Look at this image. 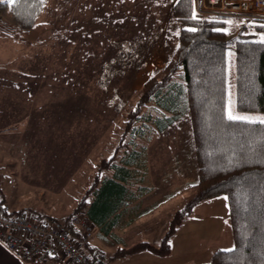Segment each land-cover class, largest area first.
Wrapping results in <instances>:
<instances>
[{
	"label": "rangeland",
	"instance_id": "1",
	"mask_svg": "<svg viewBox=\"0 0 264 264\" xmlns=\"http://www.w3.org/2000/svg\"><path fill=\"white\" fill-rule=\"evenodd\" d=\"M178 1L47 0L30 32L0 20V188L9 204L23 213L32 210L47 220L65 221L97 176L113 175L134 151L144 155L146 168L133 167L142 182H133L131 190L150 188L152 204L175 198L153 214L154 225L191 199L199 179L189 113L177 118L150 103L144 115L177 120L161 132L166 120L150 124L143 119L136 124L140 129L123 137L128 113L144 86L178 46L180 25L172 13ZM233 22L228 32L237 31L239 22ZM248 34L259 41L264 32L252 26ZM229 52L227 103L231 99L237 114L264 116L237 110L234 51ZM184 84L179 71L171 88L178 91ZM110 158L115 166L101 170V162ZM140 161L136 158V165ZM94 197L91 193L86 201ZM86 213L78 215L89 220ZM166 229L151 234L148 242L160 246ZM177 234L170 256L124 257L120 264L140 256H153L156 264L179 257L184 264L209 263L216 251L234 247L227 200L198 204Z\"/></svg>",
	"mask_w": 264,
	"mask_h": 264
},
{
	"label": "trees",
	"instance_id": "2",
	"mask_svg": "<svg viewBox=\"0 0 264 264\" xmlns=\"http://www.w3.org/2000/svg\"><path fill=\"white\" fill-rule=\"evenodd\" d=\"M46 6L47 0H13L11 5L2 0L0 20L30 32L35 29ZM192 11V0H179L174 6L173 19L180 25L178 46L164 69L144 86L128 113L123 137L140 129L136 127L140 120L150 124L166 120L161 127L164 132L179 114L189 113L198 167L196 191L173 216L160 246L141 242L129 249L118 250L111 260L144 251L163 258L170 256L172 238L195 207L202 202L228 197L233 248L236 250H218L207 264H264V148L261 147L264 146V125L231 123L224 117L229 49L234 51L237 110L264 112V44L253 34L245 35L252 26L257 32H264L261 26L264 21L238 23L237 31L231 33L216 30L228 29L229 24L224 21L229 19L197 16V20H192ZM191 27L197 31H187ZM179 71L185 84L176 91L171 86ZM150 103L177 118L163 115L153 119L151 115H144L143 108ZM133 155L139 154L134 151ZM132 156L124 157L125 162L122 158V166L115 167V177L107 179L98 189L99 174L88 191L87 197L93 193L94 199L91 203L86 201L87 197L83 199L74 214L65 220L86 211L91 222L103 227L102 224L127 201L129 188L137 177L133 167L146 168L142 158L136 165ZM101 166L103 171L111 169L115 166L113 158L103 160ZM5 203L7 199L0 188L1 217L25 212L12 211L7 215L3 210ZM92 257L96 262L98 257Z\"/></svg>",
	"mask_w": 264,
	"mask_h": 264
},
{
	"label": "built area",
	"instance_id": "3",
	"mask_svg": "<svg viewBox=\"0 0 264 264\" xmlns=\"http://www.w3.org/2000/svg\"><path fill=\"white\" fill-rule=\"evenodd\" d=\"M202 18H225L239 23L264 21V0H193ZM4 213L11 208L5 205ZM95 227L85 216L69 220L36 219L26 213L0 216V242L23 263L51 261L98 264L86 253Z\"/></svg>",
	"mask_w": 264,
	"mask_h": 264
},
{
	"label": "crops",
	"instance_id": "4",
	"mask_svg": "<svg viewBox=\"0 0 264 264\" xmlns=\"http://www.w3.org/2000/svg\"><path fill=\"white\" fill-rule=\"evenodd\" d=\"M144 154V152L142 151ZM142 154L140 156L133 155L132 159H136L138 157L143 159ZM123 161L125 162L124 158ZM122 163V160H121ZM122 166V164H121ZM116 167V166H115ZM108 170V169H107ZM114 174L116 173V169L114 170ZM111 175L108 176V174L104 176H100L101 180L99 181L98 189L101 188L102 184L107 179H112L115 176ZM142 178H137V180H134V183H141ZM130 194L127 198V201L119 208L117 211L111 215L106 222H104L102 225L103 227L94 224L93 222H90L95 227V234L94 239L92 242L87 246L86 253L89 256L96 255L98 259H102L103 261H100V259H97L98 264H120L121 258H118L114 261L111 260L112 256L120 249H129L132 246L136 245L137 242H148V237H151V234L161 233L166 230H168L169 223L171 222V219L174 216L173 209L169 212V214L166 216V219L157 225H154L153 221L151 220L153 217V214L156 213L159 209H161L167 202H170V200H173L172 196H165L164 198H158L155 200L156 204H152L153 198H148L149 189L143 188L140 186L138 188L139 192H134L131 190V187L129 188ZM148 192V193H147ZM161 200V201H160ZM91 203V202H90ZM7 204L12 211H20L21 209H17L19 207L12 206L8 202ZM14 207V208H13ZM178 210H176L177 212ZM29 215L35 217L36 219H45V215H38L32 210H27ZM87 214V213H86ZM88 216V214H87ZM163 220V219H162ZM162 229V230H161ZM159 235V234H158ZM178 234L176 233L174 237L171 240L172 243V253H173V245L174 242L178 239ZM161 236V234H160ZM163 237V236H162ZM163 239V238H162ZM161 239V241H162ZM141 240V241H138ZM161 241L159 243H161ZM157 243L156 245H158ZM134 244V245H133ZM160 245V244H159ZM171 253V254H172ZM139 255H151L150 252L144 251L140 252L138 254H132L127 255L125 257H139ZM108 257V258H107ZM153 258V256H150ZM152 258H149V256H140V258L130 261L126 264H145L147 261H152L150 264H156V262H153ZM92 259H94L92 257ZM154 259V258H153ZM111 260V261H110ZM95 261V260H94ZM155 261V260H154ZM185 259L182 257H179L175 260H171L168 262V264H184ZM0 264H25L23 263L18 257H16L14 254H12L1 242H0ZM29 264V263H28ZM30 264H59L51 261H44L41 263H30ZM61 264H69V262L64 261ZM161 264V262H160Z\"/></svg>",
	"mask_w": 264,
	"mask_h": 264
},
{
	"label": "snow or ice",
	"instance_id": "5",
	"mask_svg": "<svg viewBox=\"0 0 264 264\" xmlns=\"http://www.w3.org/2000/svg\"><path fill=\"white\" fill-rule=\"evenodd\" d=\"M7 3L9 5H11L13 3V0H7ZM191 19L192 20H197V14L195 9L193 8L192 11V15H191ZM224 23L232 25L234 22L231 20H226L224 21ZM262 27H264V25H261ZM217 31H225L227 32V29H216ZM187 31L189 32H196L197 28L195 27H191L188 28ZM177 35H179V33H176ZM259 43L264 44V35H262L260 37ZM229 56H231V52L228 53ZM224 117L227 119V121L231 122V123H244V124H251V125H255V124H259V125H264V116H251V115H241V114H237L235 112L234 109V105L233 102L231 101V99H229V102L225 105V111H224ZM262 148H264V146H261ZM224 199H228V197H224ZM236 249L235 248H229L226 249L225 251L228 252H234Z\"/></svg>",
	"mask_w": 264,
	"mask_h": 264
}]
</instances>
